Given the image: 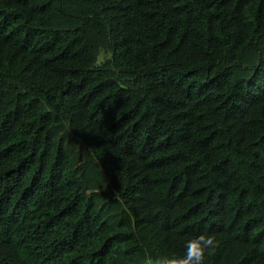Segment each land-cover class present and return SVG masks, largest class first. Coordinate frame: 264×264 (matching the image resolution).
<instances>
[{"label": "trees", "instance_id": "obj_1", "mask_svg": "<svg viewBox=\"0 0 264 264\" xmlns=\"http://www.w3.org/2000/svg\"><path fill=\"white\" fill-rule=\"evenodd\" d=\"M264 264V0H0V264Z\"/></svg>", "mask_w": 264, "mask_h": 264}, {"label": "clouds", "instance_id": "obj_2", "mask_svg": "<svg viewBox=\"0 0 264 264\" xmlns=\"http://www.w3.org/2000/svg\"><path fill=\"white\" fill-rule=\"evenodd\" d=\"M185 252L182 256L148 257L146 264H204L207 256L214 254L218 241L212 234L200 233L185 243Z\"/></svg>", "mask_w": 264, "mask_h": 264}, {"label": "rangeland", "instance_id": "obj_3", "mask_svg": "<svg viewBox=\"0 0 264 264\" xmlns=\"http://www.w3.org/2000/svg\"><path fill=\"white\" fill-rule=\"evenodd\" d=\"M146 264V263H145Z\"/></svg>", "mask_w": 264, "mask_h": 264}]
</instances>
